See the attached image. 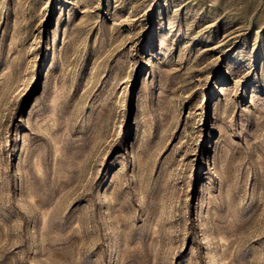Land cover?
Wrapping results in <instances>:
<instances>
[{"label":"rangeland","instance_id":"obj_1","mask_svg":"<svg viewBox=\"0 0 264 264\" xmlns=\"http://www.w3.org/2000/svg\"><path fill=\"white\" fill-rule=\"evenodd\" d=\"M0 264H264V0H0Z\"/></svg>","mask_w":264,"mask_h":264}]
</instances>
